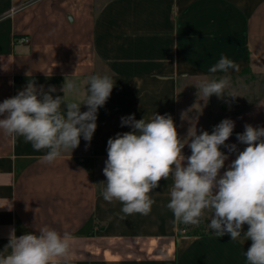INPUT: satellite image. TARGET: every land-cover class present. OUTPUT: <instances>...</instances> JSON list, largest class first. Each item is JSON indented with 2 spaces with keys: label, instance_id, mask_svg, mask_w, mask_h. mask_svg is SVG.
Instances as JSON below:
<instances>
[{
  "label": "crops",
  "instance_id": "obj_1",
  "mask_svg": "<svg viewBox=\"0 0 264 264\" xmlns=\"http://www.w3.org/2000/svg\"><path fill=\"white\" fill-rule=\"evenodd\" d=\"M222 55L239 70L211 73ZM92 75L116 81L90 145L81 137L47 163V149L0 130V251L12 228L19 237L49 227L73 237L66 264H247L251 240L179 231L167 208L171 177L150 193L149 214L125 216L119 201L103 199V168L108 139L131 131L121 117L132 114H170L182 138L229 118L226 144L246 147L236 134L264 127V0H0V103L31 80L83 103ZM225 75V93L238 97L197 96L198 83ZM65 80L77 89L63 93ZM221 151L229 156L222 175L236 153ZM183 152L191 155L187 145Z\"/></svg>",
  "mask_w": 264,
  "mask_h": 264
},
{
  "label": "clouds",
  "instance_id": "obj_2",
  "mask_svg": "<svg viewBox=\"0 0 264 264\" xmlns=\"http://www.w3.org/2000/svg\"><path fill=\"white\" fill-rule=\"evenodd\" d=\"M229 69L238 71L239 65L222 55L209 71L228 73ZM115 81L108 75H92L86 99L78 103L67 102L65 95L54 98V86L44 91L31 80L0 103V130L13 138L23 137L36 151L47 149L43 160L53 163L63 152L76 149L81 137L90 145L98 109L110 98ZM229 87L230 77L225 75L203 80L195 88L197 96L202 94L207 101L213 95L219 99L238 97L225 93ZM76 89L75 81L65 80L61 90ZM82 104L87 111L81 112ZM121 126L131 131L117 133L107 141L105 201H119L125 216L147 215L155 203L150 193L162 179L171 177L167 208L175 222L198 225L204 211L211 210L209 227L214 235L230 234L232 241L242 237L251 240L245 252L247 264H264V127L245 124L244 131L236 134L238 142L246 145L240 151L235 144H226L235 128V121L229 118L215 125L211 133L201 130L197 134L196 128H189L183 138L170 114L155 112L147 121L132 114L121 117ZM186 145L191 150L189 156L183 152ZM222 146L236 153V158L221 175L229 159ZM245 224L248 229L243 232ZM72 239L70 233L61 234L49 227L17 237L12 228L9 243L0 251V264H66L72 256Z\"/></svg>",
  "mask_w": 264,
  "mask_h": 264
},
{
  "label": "trees",
  "instance_id": "obj_3",
  "mask_svg": "<svg viewBox=\"0 0 264 264\" xmlns=\"http://www.w3.org/2000/svg\"><path fill=\"white\" fill-rule=\"evenodd\" d=\"M208 211L209 210L204 211L206 214L200 218V223L198 225H184L183 223H178L179 231H183L186 235L191 236L214 234L213 230L208 225L211 221V216L207 214Z\"/></svg>",
  "mask_w": 264,
  "mask_h": 264
},
{
  "label": "rangeland",
  "instance_id": "obj_4",
  "mask_svg": "<svg viewBox=\"0 0 264 264\" xmlns=\"http://www.w3.org/2000/svg\"><path fill=\"white\" fill-rule=\"evenodd\" d=\"M181 99V98H180ZM182 101H183V98L181 99V101H180V103L183 105V103H182ZM183 107L181 108V116H180V120H181V122L183 123V120H184V117H183ZM204 214H206V213H204ZM203 214V215H204ZM209 216H211L212 217V212L209 210L208 211V213H207ZM203 217V216H202ZM184 225H186V224H184ZM208 225H210V222H209V224ZM247 229H248V225L247 224H245L244 226H243V231H247Z\"/></svg>",
  "mask_w": 264,
  "mask_h": 264
}]
</instances>
